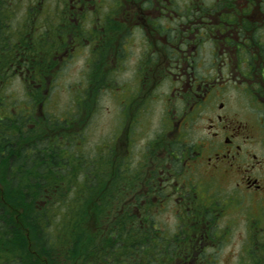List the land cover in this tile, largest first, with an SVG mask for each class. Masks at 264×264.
<instances>
[{
  "label": "flooded vegetation",
  "instance_id": "obj_1",
  "mask_svg": "<svg viewBox=\"0 0 264 264\" xmlns=\"http://www.w3.org/2000/svg\"><path fill=\"white\" fill-rule=\"evenodd\" d=\"M13 3L24 4L22 20L32 17L31 40L19 46L37 61L10 67L37 88L38 107H51L62 69H78L67 113L54 121L69 131L71 163L73 150L83 156L87 193L91 179L114 182L112 208L85 225L108 244L107 260L229 264L234 251L220 248L237 242L232 264H264V0ZM10 6L0 0L7 72ZM96 113L106 133L91 142ZM46 117L38 111L35 121Z\"/></svg>",
  "mask_w": 264,
  "mask_h": 264
},
{
  "label": "trees",
  "instance_id": "obj_2",
  "mask_svg": "<svg viewBox=\"0 0 264 264\" xmlns=\"http://www.w3.org/2000/svg\"><path fill=\"white\" fill-rule=\"evenodd\" d=\"M10 3L11 11H16L10 17L9 49L4 61L8 59L9 67L21 59L34 65V48L23 50L19 46L26 38L31 40L32 17L22 20L20 16L13 26L12 19L18 10H24V4ZM24 26L27 36L22 33ZM37 37L33 34V42ZM13 75L11 67L7 72L0 51V264H122L124 255L121 260H107L104 250L108 244L88 235L85 228L89 218L95 222L106 207L112 208L108 200L114 199H107L105 193H114V182L105 189L107 180L91 179L87 193L88 179L81 178L83 156L73 150L75 165L71 163L65 124L54 121L56 117L36 122L38 105L34 99L39 92L28 84L22 92L24 98L19 99L18 90L8 91ZM30 75L35 79L32 68ZM2 114H8L9 119ZM32 124L34 129L28 128ZM22 142L30 147L21 150ZM127 222L123 220L122 224ZM124 246L136 245L123 240ZM133 264L144 263L134 257Z\"/></svg>",
  "mask_w": 264,
  "mask_h": 264
},
{
  "label": "rangeland",
  "instance_id": "obj_3",
  "mask_svg": "<svg viewBox=\"0 0 264 264\" xmlns=\"http://www.w3.org/2000/svg\"><path fill=\"white\" fill-rule=\"evenodd\" d=\"M22 14V11H17L15 14V19H12L13 26H16L17 19H20V16ZM77 72L78 69L76 68H69V66L65 69H62V71L55 77L54 81L52 82L51 86L52 88L49 90V100L54 103L53 109H47L50 112H54L55 114H59L65 111L67 113L68 110V103L70 101V95H71V88L74 89L71 85L74 81H76L77 78ZM19 92V99L23 98L24 95H22L23 88L21 84L19 83L18 79L15 78L11 81V83L8 85V91L11 93ZM17 95V94H16ZM16 99V100H19ZM159 111H155L152 115V118L157 117V114ZM105 119V117H101L99 113H96V115L93 117V124L91 126L90 131V141L93 142L95 139L99 138V132H102L105 130L106 133V127L104 125H101V122ZM106 180V179H105ZM167 219V223H171V218L168 216L166 218L165 215L162 216L161 221L165 222ZM229 245H222L220 248V255H224L225 253L233 250L234 256L232 258L236 259V254L239 252V244L237 242L228 243ZM218 258H221L218 257ZM232 258L229 261V264H232ZM218 264H225L224 261H222V258L220 259V262Z\"/></svg>",
  "mask_w": 264,
  "mask_h": 264
}]
</instances>
